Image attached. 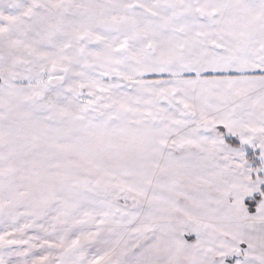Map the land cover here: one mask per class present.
I'll return each mask as SVG.
<instances>
[{"label": "snow or ice", "instance_id": "6c2138e0", "mask_svg": "<svg viewBox=\"0 0 264 264\" xmlns=\"http://www.w3.org/2000/svg\"><path fill=\"white\" fill-rule=\"evenodd\" d=\"M0 264H264V0H0Z\"/></svg>", "mask_w": 264, "mask_h": 264}]
</instances>
